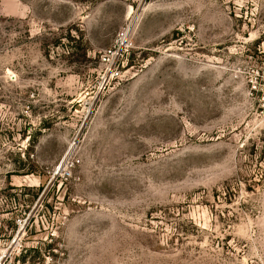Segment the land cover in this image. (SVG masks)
Returning a JSON list of instances; mask_svg holds the SVG:
<instances>
[{"label": "rangeland", "instance_id": "obj_1", "mask_svg": "<svg viewBox=\"0 0 264 264\" xmlns=\"http://www.w3.org/2000/svg\"><path fill=\"white\" fill-rule=\"evenodd\" d=\"M0 264H264V0H0Z\"/></svg>", "mask_w": 264, "mask_h": 264}, {"label": "built area", "instance_id": "obj_2", "mask_svg": "<svg viewBox=\"0 0 264 264\" xmlns=\"http://www.w3.org/2000/svg\"><path fill=\"white\" fill-rule=\"evenodd\" d=\"M102 61L104 62L105 65L109 66L108 72H106V74H110L111 77H115L119 75L117 61L114 58V51L112 49H109L107 53L103 55Z\"/></svg>", "mask_w": 264, "mask_h": 264}]
</instances>
